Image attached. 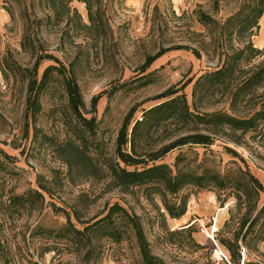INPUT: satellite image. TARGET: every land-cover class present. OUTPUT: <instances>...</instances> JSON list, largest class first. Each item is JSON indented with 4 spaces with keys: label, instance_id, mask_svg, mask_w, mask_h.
<instances>
[{
    "label": "rangeland",
    "instance_id": "rangeland-1",
    "mask_svg": "<svg viewBox=\"0 0 264 264\" xmlns=\"http://www.w3.org/2000/svg\"><path fill=\"white\" fill-rule=\"evenodd\" d=\"M230 1L224 6V16L232 10L233 3ZM103 4L107 6L110 22L107 34L97 45L81 36L84 29H81L76 19L69 26L65 22L53 20L38 30V48L34 52L22 46L24 23L35 26L37 17L42 14L36 16L30 13L26 20L17 17L12 21L6 9V0H0V238L4 250L19 259V264H33L35 261L50 264L55 253L49 252L41 258L43 241L37 235L32 236L31 231L40 224L56 226L65 223V211H54L50 205L39 211L26 206L10 207L9 204L15 195L38 188L39 174L49 181L52 179L53 169H60L58 174L65 177L64 185L56 192L53 200L66 211H71V206L76 203L84 205L80 202L82 194H85L83 198L88 199L89 203L84 210L86 217L101 216L107 205L119 202L139 215L152 251L168 263L190 261L199 257L208 261L207 253H210L216 264H224L226 258L222 259L216 249L220 247L226 255L227 251L212 236L216 235V231L230 217L233 199L223 207L214 190L190 186L181 193L190 196L188 210L177 219L166 212L158 195L148 199L145 187H137L126 193L120 189L108 190L104 181L90 179L71 182L66 177L67 168L58 159L55 150L57 144L75 137L71 127L74 115L68 106L63 77L58 72H55L47 87L40 91L41 108L33 115V106H29L28 79L31 73L29 71L33 70L38 60L37 51L53 54L67 65L74 63L85 100L83 112L86 117L96 116L99 124L94 139L100 143L103 152L114 149L119 129L133 106L138 108L136 117H141L143 108L160 100L155 97L170 87H181L191 79L184 91L192 104L195 80L219 65L218 56L204 51L201 52V57H197L189 50H171L151 65L147 76L140 78L142 74L139 69L146 51L155 53L159 44L168 46L171 43H188L189 19L192 29L204 30L193 10L201 4L205 10L210 11L209 0H103ZM72 5L88 23L86 5L76 0ZM173 10L177 15L186 11L187 15L178 20L173 15ZM16 11L19 13V8ZM260 25L259 33L253 37V41L257 47L264 48V45L258 46L264 39V16ZM96 49L101 52L98 58L95 57ZM262 60L264 55L254 62ZM56 64L54 59L41 60L39 79L48 65ZM3 67L9 75L8 80L4 79ZM259 93H264V87ZM97 95L100 97L94 106L92 100ZM211 108L227 110L228 103L221 101ZM229 149L237 151L239 156H233ZM179 154H183V163L190 162L194 167L213 165L221 172L238 166L245 167L242 159H246L250 170L264 184V121L256 131L245 134L241 144L229 137L217 136L210 146L186 145L176 148L158 162L173 166ZM47 199L51 200L49 196ZM261 202H264V192L261 193ZM194 222L193 237L207 246L197 252L190 247L191 241L187 233L171 234L172 231H182L181 229ZM171 240L176 241V244L171 243ZM63 248L59 256L64 260L72 259ZM137 258L138 248L132 240L122 243L106 242L101 264H137ZM249 258L256 264H264V244L259 254L253 253Z\"/></svg>",
    "mask_w": 264,
    "mask_h": 264
},
{
    "label": "trees",
    "instance_id": "trees-1",
    "mask_svg": "<svg viewBox=\"0 0 264 264\" xmlns=\"http://www.w3.org/2000/svg\"><path fill=\"white\" fill-rule=\"evenodd\" d=\"M73 1L6 0V9L12 21L17 17L26 20L30 13L36 16L42 14L37 17L35 26L24 23L23 48L35 52L39 42L37 32L49 22L56 20L69 26L74 19L84 29L81 36L97 45L108 32L110 20L107 6L103 0H76L86 5L87 23L72 5ZM228 1L209 0L210 11L200 4L193 13L204 30L192 29L189 19L188 43H171L168 46L159 44L155 53L145 52L144 62L140 66V78H144L149 74L147 70L151 65L171 50H189L197 57H201L202 51L218 56L217 68L204 72L195 80L192 104L184 91L191 79L187 84L170 87L155 97L160 100L143 108L141 117H136L138 108L133 106L123 120L111 152H103L100 143L94 139L99 122L95 115L86 117L83 112L85 100L73 62L67 65L53 54L37 51L38 60L33 70L29 71V106H33V115L40 111V91L47 87L55 72H58L63 77L68 106L74 115L71 127L75 137L57 144L55 150L58 159L67 168L66 177L71 182L90 179L104 181L108 190L120 189L126 193L137 187H145L147 198L152 199L158 195L166 212L177 219L188 210L190 196L181 195L183 190L190 186L214 190L223 207L233 199L230 217L216 231L213 239L227 251L228 258L224 264H256L249 255L259 254L264 244V202H261L264 184L250 170L248 160L242 159L245 167L238 166L225 172L217 170L213 165L194 167L190 162L183 163V154L176 157L173 166L158 162L176 148L186 145L210 146L217 136H226L241 144L242 137L256 131L264 121V93H259L264 87V60L254 62L264 55V48L257 47L253 41V37L259 33L260 21L264 16V0H231L232 10L224 16L222 11ZM173 15L182 20L187 12L177 15L173 10ZM161 34L163 36V29ZM100 56L101 52L96 49L95 57ZM43 59H54L57 64L48 65L39 79V62ZM3 72L4 79L8 80L9 75L4 67ZM99 97H93L94 106ZM221 101L228 103L227 110L211 108ZM26 130L29 131V124ZM229 150L233 156H239L237 151ZM52 172L49 181L39 174L38 188L15 195L9 204L10 207L26 206L39 211L50 205L54 211H65V223L56 226L40 224L31 231L32 236L37 235L43 241L41 258L54 252L50 264H101L106 242L132 240L138 248L137 264H170L152 251L139 215L119 202L107 205L101 216L92 217L85 215L84 210L89 206L88 199L83 198L85 194L80 195L83 206L76 203L71 206V211L60 207L53 199L64 185L65 177L58 174L60 169H53ZM48 196L51 200L47 199ZM194 226L195 222L190 223L182 231H172L171 234L187 233L190 247L197 252L207 246L193 237ZM171 243L176 244V241L171 240ZM61 248L67 250L72 259H62L59 256ZM206 259L208 261L199 257L174 264H216L212 254L207 253ZM19 262L14 255L5 252L0 238V264ZM33 264L40 262L35 261Z\"/></svg>",
    "mask_w": 264,
    "mask_h": 264
},
{
    "label": "built area",
    "instance_id": "built-area-1",
    "mask_svg": "<svg viewBox=\"0 0 264 264\" xmlns=\"http://www.w3.org/2000/svg\"><path fill=\"white\" fill-rule=\"evenodd\" d=\"M216 253H219V255L222 257V259H223V257H225L226 259L228 258L227 255L220 249V247H218L216 249Z\"/></svg>",
    "mask_w": 264,
    "mask_h": 264
},
{
    "label": "crops",
    "instance_id": "crops-1",
    "mask_svg": "<svg viewBox=\"0 0 264 264\" xmlns=\"http://www.w3.org/2000/svg\"><path fill=\"white\" fill-rule=\"evenodd\" d=\"M259 38H260V36H259ZM259 38H258V42H259ZM263 45H264V39L258 43V46H263Z\"/></svg>",
    "mask_w": 264,
    "mask_h": 264
},
{
    "label": "bare ground",
    "instance_id": "bare-ground-1",
    "mask_svg": "<svg viewBox=\"0 0 264 264\" xmlns=\"http://www.w3.org/2000/svg\"><path fill=\"white\" fill-rule=\"evenodd\" d=\"M216 229H217V226L215 225L214 230H216ZM212 237H214V236H212Z\"/></svg>",
    "mask_w": 264,
    "mask_h": 264
},
{
    "label": "water",
    "instance_id": "water-1",
    "mask_svg": "<svg viewBox=\"0 0 264 264\" xmlns=\"http://www.w3.org/2000/svg\"><path fill=\"white\" fill-rule=\"evenodd\" d=\"M214 239V237H212Z\"/></svg>",
    "mask_w": 264,
    "mask_h": 264
}]
</instances>
